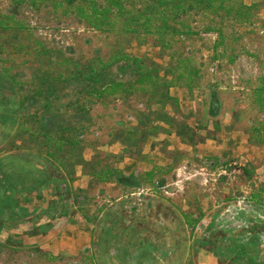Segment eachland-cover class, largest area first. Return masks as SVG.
I'll return each instance as SVG.
<instances>
[{
    "label": "rangeland",
    "instance_id": "rangeland-1",
    "mask_svg": "<svg viewBox=\"0 0 264 264\" xmlns=\"http://www.w3.org/2000/svg\"><path fill=\"white\" fill-rule=\"evenodd\" d=\"M95 1L103 29L88 3L0 0V264H264V221L204 224L239 199L264 211V0ZM81 214L79 254L35 242L62 217L68 246Z\"/></svg>",
    "mask_w": 264,
    "mask_h": 264
},
{
    "label": "crops",
    "instance_id": "crops-1",
    "mask_svg": "<svg viewBox=\"0 0 264 264\" xmlns=\"http://www.w3.org/2000/svg\"><path fill=\"white\" fill-rule=\"evenodd\" d=\"M178 132V131H177ZM171 137H177L178 145L184 144L189 145L190 148H194L197 154H201L202 157H206L207 155H214L216 157H225L226 154H232L236 153L238 150V147H236V142H233L231 137L226 140L222 136L215 133L212 137H206L204 139H200L198 143H184L182 140V134L180 132L176 133L174 131L169 133ZM182 147V146H181ZM241 146H239L240 148ZM122 167V166H121ZM57 220H62V217L55 219L56 222H54L53 226L48 229L46 232L38 233L36 236L37 238L42 237V241L35 240L37 243H44L45 246L50 247L54 253L64 252L68 255L74 256L79 254L84 249L90 247L92 245V241L94 239V232L92 230V226L90 227V223L88 219L81 214L80 216L76 217V220L74 221L75 226V233L72 237H68L69 243H67L68 246L65 245V241L63 240V237L66 235L63 232H60L61 230L57 229ZM66 228L71 227V224L67 222ZM57 233H60L57 235ZM57 235V236H56ZM56 246H59V249L56 250ZM198 264H220V258L214 254V253H204L203 256L200 255L198 258Z\"/></svg>",
    "mask_w": 264,
    "mask_h": 264
},
{
    "label": "built area",
    "instance_id": "built-area-1",
    "mask_svg": "<svg viewBox=\"0 0 264 264\" xmlns=\"http://www.w3.org/2000/svg\"><path fill=\"white\" fill-rule=\"evenodd\" d=\"M249 219H258L264 221V211H257L254 204L250 200L239 199L236 204L229 205L224 211H221L215 219L205 220L204 224L215 222L218 228L226 229L228 226L247 227ZM202 224L198 225V229ZM261 240L264 245V233L261 235Z\"/></svg>",
    "mask_w": 264,
    "mask_h": 264
},
{
    "label": "trees",
    "instance_id": "trees-1",
    "mask_svg": "<svg viewBox=\"0 0 264 264\" xmlns=\"http://www.w3.org/2000/svg\"><path fill=\"white\" fill-rule=\"evenodd\" d=\"M68 2L71 3V4L76 5V8H78V9H81L80 6H81L82 2L92 5V9L94 10V12L96 14L95 13L94 14H91V13L87 14V13L83 12L84 11L83 9L80 10L81 12H79V13H80V15H82V17H84L88 21V23L92 27H94L96 29H103L104 23L106 22V18L104 17V13H106L107 11L109 12L110 8L107 7V8H102L101 9L97 5V2L95 0H68ZM163 2L164 1L161 0L160 4L163 5L162 6L163 8H161V10L160 9L159 10L164 12L166 7L164 6ZM112 5L115 7L114 10L116 11V14L123 15V13L125 11V8L122 5L121 1H119V0H115L114 1L113 0L112 1ZM163 12H162V14H163ZM148 19H150V18L148 17ZM161 21H162V23L166 22L165 21V15L162 16ZM135 61L137 63V68H138L139 72H143L144 63L142 62V60L140 58H137V59H135ZM149 74L150 73H148L146 76L148 77ZM141 81H142V79H141ZM114 173H116V178H118L117 180L120 181V182L126 183V181H128L129 179L132 178L133 179V180H131L132 183H137V180H135L133 177H130V178L126 177L124 175V173L120 169L116 170ZM53 257H55V256H53Z\"/></svg>",
    "mask_w": 264,
    "mask_h": 264
}]
</instances>
